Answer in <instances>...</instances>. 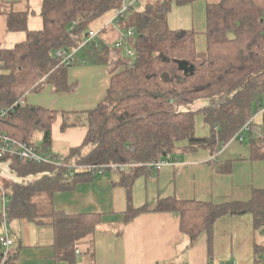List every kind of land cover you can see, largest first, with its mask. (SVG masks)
I'll return each mask as SVG.
<instances>
[{"label": "trees", "instance_id": "trees-1", "mask_svg": "<svg viewBox=\"0 0 264 264\" xmlns=\"http://www.w3.org/2000/svg\"><path fill=\"white\" fill-rule=\"evenodd\" d=\"M123 1L43 0V28L33 31H28L27 12H8V29L27 31V39L13 48L0 46V112L45 85L55 92L75 91L78 83L70 81L69 68L77 54L67 64L57 52L78 49L92 23L120 8ZM195 1L142 0L138 9L130 10L121 26L135 27L138 33L137 56L131 64L123 57L116 60L120 51L106 40L101 46L93 43L78 50H86L91 62L107 65L113 74L106 97L95 108L73 117L18 104L0 116L1 131L46 151H53V126L60 115L63 129L87 126L81 145L56 152L63 165L0 158V181L9 195L8 224L52 218L58 264H75L78 242L102 220L98 213L69 214L53 205L56 194L97 177L90 166L129 165L119 174L132 201L136 181L159 170L150 165L153 161L179 159L180 153L200 149L215 156L256 114L247 134L252 158L264 160V0L207 1V49L202 52L196 48L194 28L172 29L168 23L173 4ZM182 60L195 66L193 73L179 68ZM198 115L209 127L206 135L196 133ZM42 203L48 209H41ZM148 210L134 207L124 213V223ZM154 210L180 215L189 248L227 215L252 213L255 229L264 228V188L255 189L247 201L165 197Z\"/></svg>", "mask_w": 264, "mask_h": 264}, {"label": "crops", "instance_id": "crops-1", "mask_svg": "<svg viewBox=\"0 0 264 264\" xmlns=\"http://www.w3.org/2000/svg\"><path fill=\"white\" fill-rule=\"evenodd\" d=\"M207 1L219 0H197L191 4L196 48L201 52L207 49ZM42 6L43 0H0V46L13 48L27 39V31L8 29V12H27L28 31L40 30ZM112 16L95 29L104 27ZM102 36L112 44L117 31L108 26ZM69 76L71 82L78 83L75 91L55 92L51 85H45L41 91L27 94L25 105L74 117L95 108L106 97L113 74L107 65L91 62L86 54L77 56ZM62 123L60 115L53 126V151L58 153L81 145L87 134L86 125L63 129ZM251 147L246 132L243 141L233 138L215 156L206 149L180 153L176 163L138 179L132 201L120 184V174L111 172L101 175V179L81 183L72 191L56 194L53 205L57 210L69 214L98 213L102 217L97 229L78 242L75 264H264V228L255 229L252 213L220 218L211 231H204L188 248L180 215L154 210L161 198L171 196L215 203L251 199L255 189L264 188V160L253 159ZM228 166L231 170L224 171ZM142 206L150 210L124 223L125 212ZM10 224L14 232L21 234L12 249L10 264H58L52 218ZM45 227L51 231H44Z\"/></svg>", "mask_w": 264, "mask_h": 264}, {"label": "built area", "instance_id": "built-area-1", "mask_svg": "<svg viewBox=\"0 0 264 264\" xmlns=\"http://www.w3.org/2000/svg\"><path fill=\"white\" fill-rule=\"evenodd\" d=\"M142 0H124L120 8L113 11V16L108 21V23L100 29H91L84 41V43L76 50L67 52L60 49L57 54L63 57V62L70 64L75 59V55L81 47L89 44H95L96 46H101L106 43L102 36L103 30L108 27H114L117 31V37L115 41L110 44L116 50H119L117 58L123 57L131 64L136 56L137 52L135 50V44L137 42L138 33L135 27H122L121 21L125 19L126 14L130 10L138 9L141 5ZM25 105L24 98H21L18 102L9 108L2 109L0 116H5L7 112L14 109L16 105ZM257 117V114L244 126L242 129L234 136L240 141L245 139V133L250 130L252 121ZM5 157H15L22 161H31L35 163H47L53 165H63V161L60 156L54 151H46L42 147L32 145L28 142L21 141L15 137L8 135L7 133L0 130V158ZM178 159L168 160V159H158L153 161L150 165L156 169H161L167 165L174 164ZM66 166V165H65ZM129 165L121 164H102L90 166V168H95L99 174H105L108 171L111 173L119 174L121 170L125 169ZM69 168H74L68 165ZM0 213L4 216V224L6 235L0 238V249H1V260L0 264H6L9 258L11 250L15 246V241L10 237V229L8 226V214H9V195L7 190L4 188L3 184L0 182ZM79 253V250L76 251ZM61 264H68L67 262H62Z\"/></svg>", "mask_w": 264, "mask_h": 264}, {"label": "rangeland", "instance_id": "rangeland-1", "mask_svg": "<svg viewBox=\"0 0 264 264\" xmlns=\"http://www.w3.org/2000/svg\"><path fill=\"white\" fill-rule=\"evenodd\" d=\"M112 15H113V12H109L103 16L104 18L101 17V18L97 19L96 21H94L92 23L91 28H94V29L97 28L98 26H100L99 25L100 23L104 22L105 20H108L110 18V16H112ZM168 23L172 29L193 28V16H192L191 4H186V5L173 4L172 9H171L169 16H168ZM83 55L86 57V50H81V51H79V53H77L78 57H81ZM115 59L118 60L119 58L115 57ZM208 132H209V127L205 123L204 117L202 115H198L197 116L196 133L198 135H206ZM60 148H65V147H60ZM107 173L110 174L109 171ZM5 174L9 175L10 173L8 170H5ZM101 177L102 176L100 174H98L96 179H99V178L101 179ZM43 196L44 195H42L40 197L42 198ZM40 208L44 209V210L48 209L47 205L46 204L44 205L43 203H42V206H40ZM33 225H34V227H36L35 223ZM8 226L11 230V233L9 234L11 236V238L15 242L20 241L21 234L19 232H17V233L14 232L10 223L8 224ZM47 229H49L51 231V229L48 227L47 228L45 227L44 231H46ZM5 235H6L5 224H4V222H0V238L5 236ZM16 244L17 243H15V247H16Z\"/></svg>", "mask_w": 264, "mask_h": 264}, {"label": "water", "instance_id": "water-1", "mask_svg": "<svg viewBox=\"0 0 264 264\" xmlns=\"http://www.w3.org/2000/svg\"><path fill=\"white\" fill-rule=\"evenodd\" d=\"M179 68L183 70L185 73H193L195 70V66L191 65L188 61L182 60L178 61Z\"/></svg>", "mask_w": 264, "mask_h": 264}]
</instances>
